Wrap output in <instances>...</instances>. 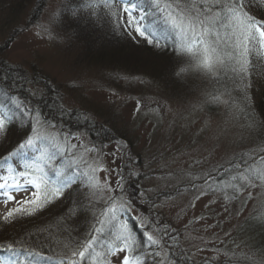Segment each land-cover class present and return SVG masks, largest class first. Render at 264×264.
I'll list each match as a JSON object with an SVG mask.
<instances>
[{
  "label": "snow or ice",
  "instance_id": "1",
  "mask_svg": "<svg viewBox=\"0 0 264 264\" xmlns=\"http://www.w3.org/2000/svg\"><path fill=\"white\" fill-rule=\"evenodd\" d=\"M76 2L78 8L66 11L64 5L54 11L41 30L54 38L66 18L83 22L93 31L170 53L176 83L193 78L213 86L199 90L196 104L224 109L213 147L224 141V156L233 155L203 175L178 174L185 177V190L191 185L196 200L219 192L225 201L239 199L241 207L253 199L250 189L264 194V0ZM23 80L19 74H0V223H16L64 204L62 220L68 227L63 252L47 255L13 239L0 244V264H188L178 233L158 211L163 203H157L179 195L180 189L153 196V188L139 183L152 177L137 170L143 165L136 163L126 138L110 137L117 148L106 153V145L86 141L79 131H65L38 102L33 105L20 95ZM29 97L35 98L33 93ZM140 107L137 100V113ZM60 111L67 109L61 106ZM13 129H22L15 143L9 139ZM241 146L247 151L236 154ZM259 219L264 223V217ZM214 251L224 256L222 264H264V253L255 248L250 253Z\"/></svg>",
  "mask_w": 264,
  "mask_h": 264
},
{
  "label": "rangeland",
  "instance_id": "2",
  "mask_svg": "<svg viewBox=\"0 0 264 264\" xmlns=\"http://www.w3.org/2000/svg\"><path fill=\"white\" fill-rule=\"evenodd\" d=\"M71 1L0 0V59L4 58L14 73L28 79L26 82L32 91L31 84L36 82L40 84L38 88L45 86L53 91L72 114L70 119H64L65 131H79L86 141L97 146L106 145V153L117 148L115 140L109 142L110 137L126 138L136 163L143 165L137 170L152 177L151 181L140 180L139 183L142 187L153 188V196L157 192L180 189L179 195L166 202L162 197L157 203H163L158 211L162 220L178 233L180 248L189 257L188 264H205L206 260L209 264H222L224 256H217L214 249L237 253L250 251L249 246L235 243L246 237L244 233L247 232H242L244 226L253 225L248 222L246 226L245 222L264 211L262 190L250 189L253 199L243 207L239 199L225 201L219 192L196 200L198 193L191 185H187L186 191L185 177L178 176L180 173L203 175L218 162L226 164L233 155L229 152L224 156V141L213 147L217 126L225 118L224 109L219 108L214 114L207 110V105L196 104L199 90L203 87L211 90L213 86L193 78L182 84L176 83L170 75L171 66L167 65L166 72L157 74L150 71L155 68L148 70L136 62L120 66L106 58L93 59L89 52L92 39L84 42L76 37L67 18L55 30V37H49L41 26L62 6L73 9L78 4L76 0L75 3ZM132 42L133 49L135 43ZM145 47L139 45L140 50ZM129 53H134V49ZM150 55L144 52L132 54V61H138L135 57L140 56L142 61L149 57L150 61L161 62ZM166 62L172 64L171 60H165L164 64ZM137 100L141 101L138 113L135 110ZM54 117L57 124L62 121L60 116ZM244 151L247 149L241 146L236 149V154ZM119 160L118 153L117 163ZM196 183L199 185L201 181ZM128 191L132 192L133 187ZM3 213L4 208L0 206L1 217ZM177 213H180L179 219ZM259 218L258 215L252 220L261 231L264 223ZM262 235L264 230L260 237ZM258 238L256 244H259ZM231 239L234 243L229 242ZM259 249L263 250L264 245L260 244Z\"/></svg>",
  "mask_w": 264,
  "mask_h": 264
},
{
  "label": "trees",
  "instance_id": "3",
  "mask_svg": "<svg viewBox=\"0 0 264 264\" xmlns=\"http://www.w3.org/2000/svg\"><path fill=\"white\" fill-rule=\"evenodd\" d=\"M75 3V0L71 1V3ZM79 4H75L74 8H78ZM67 10H70L71 7L67 5ZM68 26L70 28H73V32L75 33V36L79 39H82V41H87L92 39L93 46H90L89 52L91 53V56L93 59L96 60H111L114 64H118L122 66L123 64H130L136 62V65H145V67H148L149 69L155 68L153 70H150L151 72H155L157 74H160L162 72L167 71V67L171 66L172 64L169 62H166L167 64H164L165 60L172 61L170 53L167 55L161 54L156 49H151L149 47H145L144 50H140L139 46H135L134 44V53H129L132 51V44L130 39L128 38H117L110 33L93 31L92 28L86 27L85 23H74L71 19H68ZM133 43V42H132ZM128 44V45H127ZM131 46V47H130ZM137 50V51H136ZM147 53L151 54L150 57H154L155 59H161V62L156 60V62L150 61L149 57L147 59H144L142 61V57L138 56V61H132V54L137 55V53ZM131 57V58H130ZM164 60V62H163ZM132 61V62H131ZM150 63V64H149ZM170 64V65H169ZM10 64L4 60V58L0 59V74H7L9 77L16 76L17 73H14L12 69L10 70ZM167 65V67H166ZM152 67V68H151ZM25 79L23 80V88L20 90V95L23 97H28L33 105H36L38 102L39 109L44 113V115L50 117L53 121H55L56 117L54 119L52 116H60L61 122L58 123L60 127H62L64 130L67 128V124L65 123L64 119H70L72 114L67 110L65 112L60 111V107L62 105L61 101L53 91L48 89L45 86L39 87L36 81V84H31L32 89L27 85ZM30 84V83H29ZM182 84V83H181ZM26 87L24 88V86ZM24 89V90H23ZM27 89V91L25 90ZM29 93H33L35 98L29 97ZM254 99H257L259 101V96H255ZM59 101V104L57 103ZM66 109L65 107H63ZM207 110L211 113L217 114L219 108H217L215 105L206 106ZM80 120V119H78ZM77 128V127H76ZM73 128V129H76ZM22 134V129L17 130L13 129V131L9 134V139L12 143H15ZM5 147H7V144H5ZM67 202H65L66 204ZM67 209L65 208L64 204H56L50 207V209L45 210L42 214H38L33 217H28L21 219L19 222L16 223H9L4 224L0 223V244H6L8 242H11L13 239L18 241V246L21 247H30L33 248L36 251H40L42 253H46L47 255H54L57 253H61L64 251L63 243L65 242V237L63 235V229L68 227V224L65 223L62 220V217L64 215V212H66ZM264 217V211L258 212L257 214L253 215L250 220L245 222V224L248 222H251L253 225H249L247 228L244 226V230L247 233H244V237L240 242L235 243H243L245 246H249L250 250L252 248H255L256 251L264 253V249H259V246L261 244L264 245V235L260 237V233L263 232L264 229L261 231L258 229V225L255 224L256 222L252 220L253 218H256L257 216ZM0 218H2L0 216ZM246 224V226H247ZM240 235V234H239ZM258 238L259 244H256L255 239ZM239 239L238 235H236V240ZM260 239V240H259ZM234 239L229 240V242H233ZM235 241V240H234ZM234 243V242H233ZM248 249V250H249ZM245 252V253H249ZM43 264V262H41Z\"/></svg>",
  "mask_w": 264,
  "mask_h": 264
}]
</instances>
